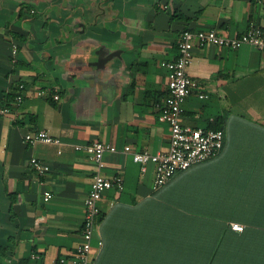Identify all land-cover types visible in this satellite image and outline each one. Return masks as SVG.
I'll list each match as a JSON object with an SVG mask.
<instances>
[{
  "label": "crops",
  "instance_id": "crops-1",
  "mask_svg": "<svg viewBox=\"0 0 264 264\" xmlns=\"http://www.w3.org/2000/svg\"><path fill=\"white\" fill-rule=\"evenodd\" d=\"M251 23L264 36V0H0V264L57 258L70 264L96 173L74 147L93 142L115 148L104 154L101 174L121 177L122 188L105 190L98 203L91 264H195L205 243L199 238L211 233L196 230L193 215L221 201L224 222L239 219L251 204L253 218L261 219L264 53L249 45L195 50L187 69L192 92L179 123L223 131L216 156L157 190L155 165L142 168L132 159L168 150L170 129L161 120L168 79L160 64L177 57L180 34L239 37ZM17 80L22 89L13 86ZM38 131L60 143L24 140ZM31 159L50 171L38 176ZM214 188L251 189L253 201L203 193Z\"/></svg>",
  "mask_w": 264,
  "mask_h": 264
},
{
  "label": "built area",
  "instance_id": "built-area-1",
  "mask_svg": "<svg viewBox=\"0 0 264 264\" xmlns=\"http://www.w3.org/2000/svg\"><path fill=\"white\" fill-rule=\"evenodd\" d=\"M240 45H249L257 51L264 53V36L260 28L251 23L248 29L239 37H223L215 31H183L177 42L178 54L171 61H164L160 65L167 72L168 79V101L161 112V120L169 126L170 140L167 152L151 155L147 152L136 153L132 159L140 164L142 168L148 163L155 165L153 178V190H157L170 180L177 172L185 171L194 165L200 164L216 156L223 148L224 133L221 130H203L199 128L184 127L179 123V115L184 100L192 92V81L188 76L187 69L192 62V54L195 50H205L210 47L237 50ZM11 60L15 62L18 54V45L13 43L10 46ZM23 88L22 85L19 86ZM47 92H40V96H45ZM200 98H206L200 95ZM58 100V96H53ZM22 97L16 98L21 102ZM7 109H2L1 113H7ZM28 144L47 143L59 144L60 141L51 138L45 131L30 132L24 136ZM75 151L85 154L88 159L95 164L94 174L89 191L84 200V219L81 228V242L76 246L73 259L70 264H91V239L96 228V220L100 215L99 201L105 190L122 188V178L114 176L106 178L101 174L104 168V154L114 153L115 148L100 142H93L85 146H75ZM30 167L42 177L50 171L49 167L36 159H31ZM52 195L46 192L43 200L48 201ZM233 231L241 233L243 227L237 223H231ZM101 247L102 243L99 242ZM35 256L31 257L34 260ZM66 259L57 258L49 264H65ZM29 264V263H18Z\"/></svg>",
  "mask_w": 264,
  "mask_h": 264
},
{
  "label": "trees",
  "instance_id": "trees-1",
  "mask_svg": "<svg viewBox=\"0 0 264 264\" xmlns=\"http://www.w3.org/2000/svg\"><path fill=\"white\" fill-rule=\"evenodd\" d=\"M171 18L183 19L184 17L174 14ZM19 85V80L13 84L15 89ZM10 96V94L6 96L7 100ZM253 195L251 189H233L223 193L218 190L209 196L222 199L224 196H230L252 202ZM249 206L250 208L239 219L230 218L226 222H224V201H221L220 204L203 206L200 213L196 212L193 215L195 229L208 230L211 233V236L199 238L200 241L205 242L199 248L205 249L195 252V264H224V257L228 264H236V262L239 264H264V213H262L261 219L259 217L254 219L252 204ZM231 223L240 224L243 231L239 234L233 233L230 227ZM224 230L229 232L225 237ZM224 244L228 246L226 255H224Z\"/></svg>",
  "mask_w": 264,
  "mask_h": 264
},
{
  "label": "rangeland",
  "instance_id": "rangeland-1",
  "mask_svg": "<svg viewBox=\"0 0 264 264\" xmlns=\"http://www.w3.org/2000/svg\"><path fill=\"white\" fill-rule=\"evenodd\" d=\"M215 189H216V188H214V189H212V190H208V189H207V190H203V193L209 192V195H210V194H213V193H215L216 191H218V190H215ZM219 191H221L222 193L224 192V190H220V189H219ZM209 195H208V196H209ZM206 214H207V212H206Z\"/></svg>",
  "mask_w": 264,
  "mask_h": 264
},
{
  "label": "water",
  "instance_id": "water-1",
  "mask_svg": "<svg viewBox=\"0 0 264 264\" xmlns=\"http://www.w3.org/2000/svg\"><path fill=\"white\" fill-rule=\"evenodd\" d=\"M110 57H112V56H110ZM109 58H104L103 60H102V62H105V61H107Z\"/></svg>",
  "mask_w": 264,
  "mask_h": 264
}]
</instances>
